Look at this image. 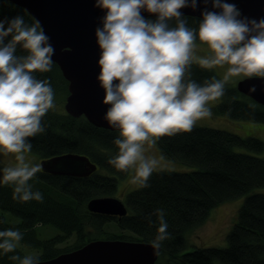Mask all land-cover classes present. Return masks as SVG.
<instances>
[{
	"label": "clouds",
	"instance_id": "1",
	"mask_svg": "<svg viewBox=\"0 0 264 264\" xmlns=\"http://www.w3.org/2000/svg\"><path fill=\"white\" fill-rule=\"evenodd\" d=\"M211 3L221 11L205 8L195 29L180 9H195L197 0H95L96 7L106 10L102 27L95 30L97 80L104 89L103 103L110 105L103 118L119 131L114 140L118 153L108 163L120 172L133 170V183L140 187L149 186L159 165L147 153L160 138L191 132L198 121L210 118L209 103L224 95L231 78L264 79V19H241L234 4ZM142 9L156 14V20L145 19ZM197 39L207 45L205 56L194 55ZM18 47L25 54L18 55ZM54 53L38 19L31 24L21 15L0 19V153L14 154L18 162L3 168L0 183L12 186L13 199L20 202H43L29 183L41 166L26 162L24 153L32 149L29 138L45 131L43 117L55 108L50 80L35 75L52 70ZM194 63L205 70L228 67L222 79L212 77L200 85L190 78ZM156 215L159 227L151 247L159 250L170 236L164 211L157 209ZM21 239L19 230L0 231V250L14 252ZM9 258L39 264L38 256Z\"/></svg>",
	"mask_w": 264,
	"mask_h": 264
},
{
	"label": "trees",
	"instance_id": "2",
	"mask_svg": "<svg viewBox=\"0 0 264 264\" xmlns=\"http://www.w3.org/2000/svg\"><path fill=\"white\" fill-rule=\"evenodd\" d=\"M17 15L23 16L28 24L35 19L23 6L0 0V19L10 20ZM183 16L188 27L198 29L202 17ZM145 19L155 21L156 15ZM169 24L174 27L175 21H169ZM9 39L6 37L5 42ZM17 54L25 53L18 47ZM35 75L38 79L50 80L58 96L68 92V81L56 62L50 72ZM212 77L220 78L214 69L192 65L190 78L198 84L203 85ZM219 100L214 108L221 115L264 122V105L239 92L235 85L226 84ZM42 123L45 131L29 138L31 151L37 153L40 160L63 152H78L87 154L98 164V169L84 177L53 174L41 169L29 183L34 192L43 195L42 203L14 200L13 187L0 183V231L19 230L22 233L20 243L42 249L39 259L59 254L63 249L57 247V243L72 233L77 234L75 246H79L85 237H120L105 228L109 218L102 213L90 212L86 202L95 196L113 195L118 189L117 178L128 173L120 172L108 163L118 153L114 140L119 131L96 126L84 115L75 117L53 109L43 117ZM158 144L166 156L198 168L155 170L147 182L148 187L138 185L128 192L127 201L133 213L124 216L120 225L128 232L140 234L142 240L152 241L159 227L156 210L162 209L170 238L161 243V256L176 257L177 264H215L217 260L224 264H264V192H252L264 187V157L235 149L242 146L254 152L263 151L264 141L208 125L194 126L191 132L164 136ZM2 178L3 175L0 180ZM243 194L247 195L226 234V245L185 250L187 233L203 225L212 208ZM7 213L19 220L8 217ZM39 224L54 226L60 232L43 238L37 228ZM12 255L25 257L18 246L12 253L4 254L0 250V264H18L9 258Z\"/></svg>",
	"mask_w": 264,
	"mask_h": 264
},
{
	"label": "water",
	"instance_id": "3",
	"mask_svg": "<svg viewBox=\"0 0 264 264\" xmlns=\"http://www.w3.org/2000/svg\"><path fill=\"white\" fill-rule=\"evenodd\" d=\"M23 6L38 19L50 43L55 49L53 61L59 65L62 76L68 81L65 101L67 113L78 117L84 115L96 126L117 130L103 118L108 107L103 103L104 89L97 76L100 72L98 60L100 48L95 30L102 27L106 14L95 6V0H10ZM240 10L241 19H264V0H223ZM205 8H213L211 0L204 4L197 0V7L180 9L183 15L202 17ZM144 18L156 14L141 10ZM236 88L239 92L264 105V79L240 78ZM254 89V90H253ZM42 171L53 174L87 176L97 170L98 164L87 154L63 152L40 160ZM87 209L102 214L125 215L127 207L118 197L101 195L90 198ZM161 252L151 247V241L125 240L119 238H97L69 252L39 259V264H157Z\"/></svg>",
	"mask_w": 264,
	"mask_h": 264
},
{
	"label": "rangeland",
	"instance_id": "4",
	"mask_svg": "<svg viewBox=\"0 0 264 264\" xmlns=\"http://www.w3.org/2000/svg\"><path fill=\"white\" fill-rule=\"evenodd\" d=\"M207 45L202 44L201 42L196 41V48L194 51V55L199 57L200 54H204L205 51L207 52ZM227 65L223 67H216L217 68V73L219 75V79L223 78V75L227 71ZM242 77H233L230 79V82L227 84H232L236 86L237 80H239ZM68 90V89H67ZM64 91V90H63ZM65 92V91H64ZM68 92L66 93H61L58 94L55 93V108L53 110L59 111V112H67L65 109V101H66V96ZM62 96V99L60 97ZM65 95V96H64ZM220 100H216L213 102L209 103V107L212 110L213 115L210 118H204L200 121L197 122L195 126H208L209 127H216V128H221L225 129L228 131H232L242 137H248V136H256L261 138L264 141V122L262 121H255L251 119H233L226 117L224 115L219 114V112L215 111V105L219 102ZM235 149L237 151L241 152H247V153H252L257 154L261 157H264V148L263 151H257L254 152L246 147L242 146H236ZM106 152V151H105ZM148 155L155 156L156 159L159 161V165L156 170H174V171H189V170H194L197 169L198 167L195 165H190L185 163L182 160L175 159L166 156L159 144L158 141L156 144L152 147L149 148L148 150ZM26 162L31 163V164H39L40 165V157L37 153L34 151H30L27 153H24ZM18 162L15 160V155L14 154H9L8 156H5L3 153H0V177L3 175V168L7 166H15ZM101 172L107 174V175H112L109 171L105 169H101ZM134 171L130 170L126 175L118 177V189L117 191L113 194L118 197H125L126 194L131 191L132 189L136 188L138 184L133 183V177H134ZM254 191H260L264 192V187L260 188H255L252 190ZM247 194L240 195L236 198L233 199H228L225 200L221 203H219L217 206L212 208L210 211V214L207 218V220L203 223V225H198L192 230H190L187 233V245L185 250H191L195 248L196 246H202L207 247V246H224L226 245V234L228 233L229 229L231 228L232 224L236 220V214H237V209L239 206L242 204L244 198L246 197ZM8 217H12L15 221L19 220L18 217L12 216L10 213H7ZM38 231L40 233V236L43 238H50L54 236L55 234L59 233L60 231L51 225H43L39 224L37 226ZM105 228L108 230H111L112 232H120L128 235H133L135 234L128 232L127 230H122L121 228L115 226L113 223H109L105 225ZM77 237V234L72 233L70 234L66 239L63 241L57 243V247H64L66 244L72 243ZM99 237V235H98ZM18 247H21L25 256L32 255V256H40L43 252L42 249L39 248H31L28 247L20 242H18ZM165 260L162 261V264H167L168 258L167 256H164ZM170 264H177L174 262H171ZM215 264H224L221 261L217 260Z\"/></svg>",
	"mask_w": 264,
	"mask_h": 264
},
{
	"label": "flooded vegetation",
	"instance_id": "5",
	"mask_svg": "<svg viewBox=\"0 0 264 264\" xmlns=\"http://www.w3.org/2000/svg\"><path fill=\"white\" fill-rule=\"evenodd\" d=\"M207 53H208V49H207V52L205 51V53L203 55L200 54L199 57L205 56ZM214 71H217V68H215ZM127 197H128V193L126 194L125 197H119L125 203V205L127 207V213L125 215L120 216V215H117V214H105L109 218V222L113 223L115 226L121 228L122 230H127V229L123 228L120 225V222H121L122 218L124 216L131 215L133 213L132 210H131V208H130V206L128 205ZM90 212H92V211H90ZM113 233H114V235H117V234L118 235H121L120 237H115V238H119V239L139 240V241L142 240V237L140 236V234L138 235L136 233H133V234H135V236L128 235V234H124V233H120V232H113ZM99 238H114V237H99ZM93 239H97V238L85 237L84 240H83V242L80 243L79 246H77V245L75 246L74 245V244H78L77 243L78 240L75 239L72 243L66 244V246L61 247L63 250L61 252H59V253L69 252V251L75 250L76 248H79V247L83 246L84 244H87V242H89V241H91ZM144 241H146V240H144ZM163 258H165V257L164 256H161V252H160V254H159V256H158V258L156 260V263L157 264H162V261L165 260ZM167 258H168L167 264H170L171 262H174V263L178 262V260H177L176 257H167Z\"/></svg>",
	"mask_w": 264,
	"mask_h": 264
}]
</instances>
